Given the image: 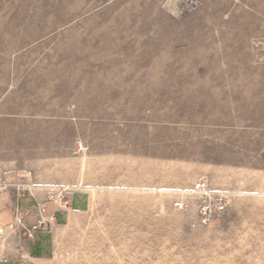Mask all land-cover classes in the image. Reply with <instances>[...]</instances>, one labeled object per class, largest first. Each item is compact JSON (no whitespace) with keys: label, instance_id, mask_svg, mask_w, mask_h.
<instances>
[{"label":"rangeland","instance_id":"rangeland-1","mask_svg":"<svg viewBox=\"0 0 264 264\" xmlns=\"http://www.w3.org/2000/svg\"><path fill=\"white\" fill-rule=\"evenodd\" d=\"M0 178L73 186L68 258L264 264V0H0ZM199 179L208 223L172 205Z\"/></svg>","mask_w":264,"mask_h":264},{"label":"crops","instance_id":"crops-1","mask_svg":"<svg viewBox=\"0 0 264 264\" xmlns=\"http://www.w3.org/2000/svg\"><path fill=\"white\" fill-rule=\"evenodd\" d=\"M1 181L0 189L6 184ZM10 192L11 197L4 195L6 202L0 204V264H89L65 257L59 244L67 225H73L74 217L82 211L83 201L76 191L66 189L47 197L35 194L33 188L27 195ZM17 216L22 218L21 225H14ZM44 220L50 222L49 229L38 226Z\"/></svg>","mask_w":264,"mask_h":264},{"label":"built area","instance_id":"built-area-1","mask_svg":"<svg viewBox=\"0 0 264 264\" xmlns=\"http://www.w3.org/2000/svg\"><path fill=\"white\" fill-rule=\"evenodd\" d=\"M228 196L221 189H214L210 187L205 180H196L192 186L191 191L182 193V191H176L174 198L172 199V205L178 210H185L192 206L195 210L197 220L200 223H208L210 220L218 217L228 205ZM22 218L17 216L15 223L21 225ZM38 226L49 229V221H40ZM25 233L31 236V232L26 230Z\"/></svg>","mask_w":264,"mask_h":264},{"label":"bare ground","instance_id":"bare-ground-1","mask_svg":"<svg viewBox=\"0 0 264 264\" xmlns=\"http://www.w3.org/2000/svg\"><path fill=\"white\" fill-rule=\"evenodd\" d=\"M81 157V156H80ZM83 158V157H82ZM81 158V159H82ZM80 164V163H79ZM81 166V165H80ZM83 169V168H82ZM80 170V169H79ZM80 183L78 184V185H76L75 187H79V188H87V189H90L91 191H92V193H94L95 192V187L94 186H90V185H85V184H83L82 183V181H79ZM49 188H53L54 187V185H47ZM71 188H73V186H71V185H67V184H64V185H59V191L58 192H62L63 190H66V189H71ZM186 189V188H185ZM262 190V189H261ZM242 192V191H241ZM16 224H18V223H15L14 225H16ZM13 225V226H14ZM86 257V256H85Z\"/></svg>","mask_w":264,"mask_h":264}]
</instances>
